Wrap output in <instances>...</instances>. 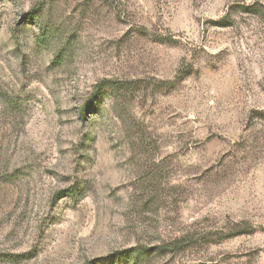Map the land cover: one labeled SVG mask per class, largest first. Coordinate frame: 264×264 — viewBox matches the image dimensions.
Instances as JSON below:
<instances>
[{"label": "rangeland", "instance_id": "rangeland-1", "mask_svg": "<svg viewBox=\"0 0 264 264\" xmlns=\"http://www.w3.org/2000/svg\"><path fill=\"white\" fill-rule=\"evenodd\" d=\"M0 264H264V0H0Z\"/></svg>", "mask_w": 264, "mask_h": 264}, {"label": "trees", "instance_id": "trees-1", "mask_svg": "<svg viewBox=\"0 0 264 264\" xmlns=\"http://www.w3.org/2000/svg\"><path fill=\"white\" fill-rule=\"evenodd\" d=\"M89 107H88V104H86L83 108H82V111H85L87 110ZM135 250L134 249H129L126 251V253H134Z\"/></svg>", "mask_w": 264, "mask_h": 264}]
</instances>
